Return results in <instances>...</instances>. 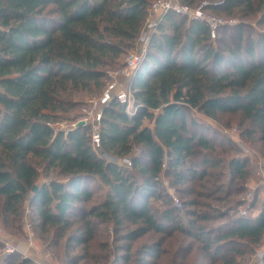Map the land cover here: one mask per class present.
Here are the masks:
<instances>
[{"label":"trees","instance_id":"1","mask_svg":"<svg viewBox=\"0 0 264 264\" xmlns=\"http://www.w3.org/2000/svg\"><path fill=\"white\" fill-rule=\"evenodd\" d=\"M153 1L0 0V222L27 236L29 207L33 231L50 246L65 239L64 264H244L239 257L264 238V203L257 217L238 213L250 159L191 110L215 120L238 115L242 138L264 153V0H208L210 12L235 20L214 39L204 21L165 13L132 77L135 112L116 99L104 108L103 155L90 125L55 127L77 121L81 94L103 91L107 71L139 44ZM124 157L132 166L117 161ZM191 182L222 207L191 208L198 201L179 195L193 192L184 186ZM103 226L114 242L105 237L91 250ZM175 232L198 242L201 257L189 261L194 248L184 240L162 248ZM149 233L161 236L133 247ZM76 249L83 252L72 256ZM0 264L37 263L14 251Z\"/></svg>","mask_w":264,"mask_h":264},{"label":"built area","instance_id":"2","mask_svg":"<svg viewBox=\"0 0 264 264\" xmlns=\"http://www.w3.org/2000/svg\"><path fill=\"white\" fill-rule=\"evenodd\" d=\"M208 0H203L199 5L192 7L186 4L179 3L176 0H154L149 7V18L145 24L141 35L139 37V44L136 50L130 51L124 58V63L121 67L113 68L107 71V82L101 92L100 96L92 97L86 100V108L84 109V115L77 121L72 122L71 125H66L65 122H59L55 124L58 129H64L68 131L71 128L77 126L80 120H84L86 124L91 127V140L94 150L99 154L103 155L101 151V123L103 118L104 108L111 102V100L116 99L121 103L126 104V111L128 113L135 112V101L131 91V83L129 87H125V84L120 77H125L127 79L131 78L138 69V67L143 63L147 46L150 41L151 33L156 30L162 15L170 11H174L177 14L187 16L189 20L198 19L204 21L208 27L210 36L212 39L216 38L218 30L221 26L226 23L233 24V21H226L222 17L210 12L208 7L210 6ZM236 129L230 130L228 133L233 136ZM238 142L244 147L247 154L252 153V148L247 147L238 140ZM120 164L125 166H132V158L124 157L117 160ZM262 171L264 172V166H262ZM167 184V181H165ZM173 197L176 205L181 210L184 209L183 203L177 195L174 193ZM244 203L240 206L239 214L243 216H249L250 210L252 209V204L255 200V195L253 192H249L244 198ZM25 226L28 230H31V222L27 219ZM31 237L29 238V241ZM32 243V242H30ZM16 250L10 238L6 236L4 228L0 225V252L3 256H7ZM264 250H261L260 256L262 257ZM39 264H60L56 260L52 259V255L47 252L46 259L39 262Z\"/></svg>","mask_w":264,"mask_h":264},{"label":"rangeland","instance_id":"3","mask_svg":"<svg viewBox=\"0 0 264 264\" xmlns=\"http://www.w3.org/2000/svg\"><path fill=\"white\" fill-rule=\"evenodd\" d=\"M176 1H179V0H176ZM218 16L222 17L224 20H226L228 22L234 20L232 18L225 17L224 15H219L218 14ZM136 48H135V50H136ZM133 50L134 49H131L130 51H133ZM124 58L125 57H123V61H122L123 63H124ZM113 68H118V66L117 67H113ZM107 80L108 79H106V82H107ZM124 82H126V83L131 82V78H129L128 80H124ZM105 85H106V83H105ZM101 92L95 93V94L85 93V94H81L78 97V100H81L84 103L79 105V107H77V109L75 111V112H79L81 114L80 117L77 118V120H79L84 115V109L86 108V100H88L89 98H92V97L95 98V97L100 96ZM238 119H239V117L236 114L235 115L234 114L233 115H220L218 117V120L216 122H214V123H215V125L217 126V128L220 131L228 133L230 130L235 129V128L238 127L237 126L238 125ZM72 122L73 121H66L65 124L66 125H71ZM233 136H235V140L237 141V148L239 149L241 154H245L249 159L251 158V156H255V157L257 156L258 158H264V153H262L263 148H262L261 144H258L256 146V145H253V144H251L249 142H245V140L240 135V130L239 129H236V131H234ZM238 140L240 142H242V144L246 145L247 147L252 148L253 152L247 154L245 152V150H244V147L238 142ZM232 153L233 152H229V153L226 154V156H228V155H230ZM222 166H223L222 172H224V173H223L221 182L224 184V188L228 189L229 186H230V181H231L230 180V176H229L230 172L228 170V162L226 161L225 165H222ZM164 181H167V188L169 189V191L171 193H174L175 195H177L176 192H175V187H172L168 180H164ZM238 182L239 181L236 180L234 185L238 184ZM184 186L188 187L189 191L193 190V192L190 195L179 194L181 196L182 200L194 198V199H196L198 201V204L195 205L194 207H191V208H195L198 211L208 210L207 207L204 206V204H206L207 202H211V203H213L215 205H219L220 207H222V203H217V201H212L206 195H204V194H208L209 192L207 190H205V189H201L198 186V183L191 182V183L185 184ZM211 189L213 190V188H211ZM201 192H204V193H201ZM213 192H214L213 193L214 195H220V194L222 195V193H216L214 190H213ZM249 192H251V191L249 190V187H248V192L245 193L244 196H246ZM157 204H160V203L157 202ZM159 207H160V210H162V207L161 206H159ZM186 209H187V206L184 207V212L186 211ZM239 209H240V207H239ZM25 211L27 212V217H25V223H26L27 219H29V217H30V214L28 213L29 212V207H26ZM0 225L4 228V230L6 232V236L8 238L15 237V238L20 239V240H25L26 239L29 243L33 242L34 244H36L38 246V248H41V246H44V248L47 250V252H49L52 255V258L54 260H56L58 263L64 264L63 258H64V242H65L64 240L65 239H62L58 246H50L48 244V240L42 237L43 235L40 233V231L35 230V229L33 231L32 227H31V230H28L26 228L27 236H25V233H24V235H22L21 232H17V231H13V230L5 228L4 225L1 224V222H0ZM101 229H102L101 230L102 236L98 235L97 238L94 239L91 242V245H90V249L91 250L100 251L98 240L100 241V240L104 239L105 237L109 238L110 242H114L113 239H111V236H114V232L112 230H111L112 232L110 230H108L106 232L104 226L101 227ZM160 236H161L160 234H154V233L146 234V235L138 238L137 240H135L133 242V247L136 248L138 246H141L142 244L150 243V242H152V241H154L156 239H159ZM30 237H31V240L29 241ZM182 241H183V244L184 243L185 244H189V243L193 244L194 250L188 256V260L189 261L196 259V257H198V258L201 257V255H199V253L197 251L199 243L194 241L191 238H188V237L186 238L184 235H182L179 232H175L172 237L166 238L164 243H163V245H162V248L175 250L178 247V245L181 244ZM261 250H264V238H263L262 243L256 248L255 252H253V253H249L248 252L247 254H245V256L239 257V259L244 264H258L260 262V260H261V256H260ZM81 252H83L82 249H76L72 253V256H74L75 254L81 253ZM164 256H167V255H164Z\"/></svg>","mask_w":264,"mask_h":264},{"label":"crops","instance_id":"4","mask_svg":"<svg viewBox=\"0 0 264 264\" xmlns=\"http://www.w3.org/2000/svg\"><path fill=\"white\" fill-rule=\"evenodd\" d=\"M120 80L123 81V83L125 84V87H129L130 82L129 83H126L127 81L124 82V80H128L127 78L120 77ZM191 115L216 126L214 122H216L217 120L202 114L196 109L191 110ZM262 166H264V158H258L257 156L256 157L251 156L250 158L251 174H250V178L248 179L247 185L249 187V190L254 193L255 199L257 200L254 207H252V209L250 210L249 216L251 217L258 216V214L260 213L262 209V205L264 203V172L262 171ZM228 170L230 172L229 166H228ZM229 176L231 180V173H229ZM10 239L13 245L16 247V250L19 253H21L24 257H28L32 259L37 264H39L40 261L46 259L47 250L44 248V246H41V248H38L36 244H34L33 242L30 244L26 239L20 240L15 237H12ZM5 257L6 256H3L0 252V261H3Z\"/></svg>","mask_w":264,"mask_h":264},{"label":"water","instance_id":"5","mask_svg":"<svg viewBox=\"0 0 264 264\" xmlns=\"http://www.w3.org/2000/svg\"><path fill=\"white\" fill-rule=\"evenodd\" d=\"M85 124H86V123H85L84 120H80V121L77 123V126H81V125H85ZM37 189H38V186L35 185V186L33 187V191H37Z\"/></svg>","mask_w":264,"mask_h":264}]
</instances>
